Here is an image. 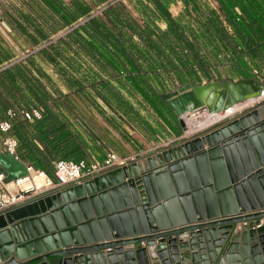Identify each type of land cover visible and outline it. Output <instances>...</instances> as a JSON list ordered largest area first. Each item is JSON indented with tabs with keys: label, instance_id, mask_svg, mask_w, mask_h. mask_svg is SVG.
I'll return each instance as SVG.
<instances>
[{
	"label": "water",
	"instance_id": "obj_1",
	"mask_svg": "<svg viewBox=\"0 0 264 264\" xmlns=\"http://www.w3.org/2000/svg\"><path fill=\"white\" fill-rule=\"evenodd\" d=\"M263 90L258 80L241 78L167 94L182 121L187 109L221 115L223 123L147 164L0 214V264H264V225L253 229L264 219V105L226 121L231 108ZM3 157L6 181L27 174L23 163ZM244 223L249 227L237 228Z\"/></svg>",
	"mask_w": 264,
	"mask_h": 264
},
{
	"label": "trees",
	"instance_id": "obj_2",
	"mask_svg": "<svg viewBox=\"0 0 264 264\" xmlns=\"http://www.w3.org/2000/svg\"><path fill=\"white\" fill-rule=\"evenodd\" d=\"M177 1L185 3L196 29L184 23V15H172L170 7ZM215 1L222 15L197 0H41V41L20 60L0 58V89L19 95L22 89L12 83L22 80L34 100L0 102L1 108L15 113L11 119L8 111L3 120L12 123L21 160L53 176L57 161L79 162L85 157V145L57 110L53 93L65 97L68 113L83 122L77 103L97 108L98 97L111 109L129 112L132 108L121 92L125 89L157 108L166 101L165 81L175 78L196 86L201 78L211 81L209 62L218 60L222 48L233 51L231 68L243 78H251L245 56L261 61L264 68V0ZM47 68L69 90L67 95ZM34 107L43 108L42 119H24L22 112Z\"/></svg>",
	"mask_w": 264,
	"mask_h": 264
},
{
	"label": "crops",
	"instance_id": "obj_3",
	"mask_svg": "<svg viewBox=\"0 0 264 264\" xmlns=\"http://www.w3.org/2000/svg\"><path fill=\"white\" fill-rule=\"evenodd\" d=\"M179 2L177 1L175 4H179ZM175 4L170 7L173 16L180 15L179 11L175 10V12L173 9ZM41 6V0H2L0 4V29L2 30V34L0 31V58L3 55L4 58L8 57L6 59L9 60H20L35 48L36 43L41 41L38 30L40 31L43 27V20L37 10ZM32 71L34 77L38 76L34 69ZM47 72L57 86L60 87L62 94L67 95L69 90L59 82L52 69L47 68ZM251 78L255 79L253 76ZM206 82H208L206 79L201 78L199 84H205ZM174 83H177V80L172 78L165 81V86L170 87ZM13 85L22 89L21 94L11 95L1 88L0 102L14 104L19 101V97L32 102L33 98L30 96V92L27 91L24 81L16 80L12 83ZM44 85L48 87L47 89L50 92H53L51 84L44 82ZM53 97L56 104H58L57 110L68 118L67 121L70 122L71 129L80 135L86 152L82 160H87L89 163L103 161L109 151H114L121 157L139 155V163L147 164L151 158H155L164 151L191 141L202 135L203 131L210 132L216 128L199 129L200 133L197 134V124H195L196 128L193 129L185 122V117L182 121L167 100L160 103L157 108L152 107L147 102L140 101L141 107L146 111L133 108V111L137 112L136 117H133L132 114L126 111L115 109V107L111 109L106 104L105 106L104 102L97 97L96 102L99 111L97 113L93 112L90 115L91 118L82 116L84 118L82 122L68 113L64 106L65 97L57 92L56 94L53 93ZM236 107L232 111H236ZM11 109L0 107V120L6 119L8 117L7 113ZM237 111L240 116H243L250 110ZM206 116V114H203L202 117ZM230 116L234 119L235 115ZM4 139L5 136L0 134V158L5 156L3 158L7 159L8 154L5 152L3 145ZM164 142H168V146L165 147ZM3 162L7 163L6 160H3ZM21 163L25 166L27 164L24 161H21ZM3 164L0 163V174L5 172V164Z\"/></svg>",
	"mask_w": 264,
	"mask_h": 264
},
{
	"label": "built area",
	"instance_id": "obj_4",
	"mask_svg": "<svg viewBox=\"0 0 264 264\" xmlns=\"http://www.w3.org/2000/svg\"><path fill=\"white\" fill-rule=\"evenodd\" d=\"M236 11L239 15H241L240 9H236ZM250 74L256 80L264 84V71L251 67ZM252 101V103L246 106L251 110L263 105L264 90L261 92L259 97L252 99ZM43 112V108L34 107L28 111L22 112V116L24 119L29 121L40 120L42 119ZM8 114L11 119L15 116V113L11 111H9ZM204 118L211 119L207 116ZM220 122L221 120L217 119L214 122L200 123L197 125V134L200 133L198 131L199 129H210L215 127V125L219 124ZM0 134L5 136L3 142L5 152L8 155L13 156L17 161L21 162L22 160L18 154L19 141L13 134L12 123L10 120L0 121ZM168 144V142L163 143L165 147L168 146ZM139 160V155L121 157L116 152L109 151L103 161H93L89 163L87 160H81L79 162L59 160L55 163L53 176L37 170L28 164H26L27 174L11 182H6L4 174H0V214L30 202L31 200L38 197L57 193L66 187L82 185L95 177L106 174L118 168L126 167L132 164H138ZM37 178L41 179L40 183L36 180ZM243 215L246 214L243 213L232 216H220L205 220L197 219L193 223L183 225L176 229L192 228L201 225L212 224L220 221L231 220ZM262 225H264V219H262L259 224L255 223L253 229H258ZM243 226L249 227V223L239 224L237 228L241 229ZM144 245V243L141 244V246Z\"/></svg>",
	"mask_w": 264,
	"mask_h": 264
},
{
	"label": "rangeland",
	"instance_id": "obj_5",
	"mask_svg": "<svg viewBox=\"0 0 264 264\" xmlns=\"http://www.w3.org/2000/svg\"><path fill=\"white\" fill-rule=\"evenodd\" d=\"M65 1L69 2L71 0H65ZM197 1L199 2V4L201 6L208 7V8H211L213 10H217L220 13L219 5H218V3L215 0H197ZM1 3H2V0H0V4ZM189 8L192 9V6H189ZM173 9H174V11L177 10V11L180 12V15H177V16H174V17H180V16H183L184 15L185 16L184 23L186 25L189 24L190 27H191V29L192 28L193 29H196L195 22L192 21V19H190V18L187 17V13H186V11H187L186 9L187 8H186L185 3H183L182 1H180L179 4H175V6L173 7ZM194 14L195 13H193V15ZM220 15H222V14L220 13ZM193 18H194V16H193ZM221 18L223 19V17H221ZM225 23L226 22H224V25L226 27H228L229 33L230 34H233L234 33L233 29L230 28L227 23L226 24ZM160 26L162 28L165 26V28H166V25L165 24H160ZM0 28H1V24H0ZM165 28H163V29H165ZM0 31H1V34H2V30L1 29H0ZM206 53H207V51H204V48H203L202 49V54H203V56H205V57L208 58V53L207 54ZM209 59H210V56H209ZM233 60H234L233 51L230 50V49H225V48H222L220 50V53H218V60H215V59H212L211 58V60L209 62V64H210L209 70H210L211 75H212V80L211 81H215V80L224 81V80H229V79L239 80V79L243 78V77L240 76V74L238 72L233 71V69L231 68V65H232ZM244 60L246 62V65H247V68H248L249 73H250L251 67L258 68L260 70L264 69L262 67V65H261V61L251 60L247 56H245ZM230 77H233V78H230ZM204 79H206V78H204ZM206 81H208V80L206 79ZM208 82H210V81H208ZM208 82H206V83H208ZM184 86H186V85H182L179 81H177V83H174V85H171L170 87H167L166 86V90L168 91L167 94H171L173 92H176L177 90H179L180 88H183ZM121 92H122V95H123L124 100L127 102V104L129 105V107L132 108L131 111L128 112L129 114H132L133 117H136V113L137 112L136 111H133V108L136 109V110L139 109V110H142V111H146V110H144L141 107V102L140 101L146 102L141 96L131 95L125 89H122ZM248 101H250V100H248ZM247 102H245V103H247ZM245 103H242V104H245ZM77 104H78V106H79V108H80V110L82 112L81 113L82 116H87V117H90L91 118L90 115L93 112H96L97 113V111H99L98 108L87 109L81 103H77ZM103 104L105 105V103H103ZM242 104H239V105H242ZM239 105H237V107H239ZM246 106L245 107H241V109L236 107L237 109H236L235 113L233 114V115H235L234 116V119L237 118L238 116H240L238 114V111L237 110H240L241 112L242 111L245 112V111L251 110V109L247 108ZM107 110H108V107H107ZM194 113H197V112H194ZM194 113H192V114H194ZM202 116H203V114L196 115V118L191 117V118H189V120H187V122L186 121L185 122L187 124H189V126L191 128L194 129V128H196L195 127V124L199 125L200 123L202 124L204 122H207V120H205V118L202 117ZM232 119L233 118H231V116H230V119H227L226 121H229V120H232ZM222 123H223V121H221L217 125L220 126ZM217 125H215V127H217ZM206 132H208V131H204V133H206ZM51 264H57V260L56 259L52 260L51 261Z\"/></svg>",
	"mask_w": 264,
	"mask_h": 264
},
{
	"label": "bare ground",
	"instance_id": "obj_6",
	"mask_svg": "<svg viewBox=\"0 0 264 264\" xmlns=\"http://www.w3.org/2000/svg\"><path fill=\"white\" fill-rule=\"evenodd\" d=\"M253 101H252V99L250 100V101H248L247 103H245V104H242V105H239V107H237V108H241V107H245L246 105H248V104H250V103H252ZM236 107V106H235ZM234 107V108H235ZM234 108H231L229 111H228V113L227 114H230V113H233V112H235V110L234 111H232ZM185 110V111H184ZM183 117H185V121L187 122V120H189V118H191V117H193V118H196V115H198V113L199 112H197V113H194V114H191V113H189V112H187V109H183ZM207 115V117H209V118H211V119H207V118H205L206 120H207V123L208 122H213V121H215L216 119H221V115H213V114H206ZM248 122V121H247ZM39 183L41 182V179L40 178H37L36 179Z\"/></svg>",
	"mask_w": 264,
	"mask_h": 264
}]
</instances>
